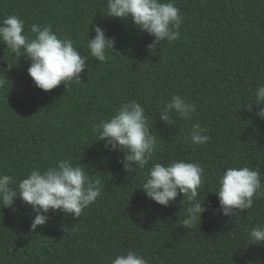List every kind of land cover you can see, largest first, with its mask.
I'll use <instances>...</instances> for the list:
<instances>
[{"label":"trees","instance_id":"trees-1","mask_svg":"<svg viewBox=\"0 0 264 264\" xmlns=\"http://www.w3.org/2000/svg\"><path fill=\"white\" fill-rule=\"evenodd\" d=\"M175 3L185 17L180 39L151 52L154 37L130 19L105 16L107 0H0V21L18 15L26 31L33 23L51 24L82 54H89L95 25L115 38L106 62L89 54L82 82L47 92L28 75L27 56L0 42V79L7 81L0 88V173L19 181L35 168L69 160L102 184L100 197L80 217L49 212L35 232L30 206L19 198L16 211L0 205V264H109L130 249L148 264H264V244L248 236L264 223V197L226 217L215 212L212 193L230 167L258 169L264 181V120L252 118L256 105L247 109L264 84V0ZM173 94L196 103L197 112L192 121L174 115L167 127L159 109ZM132 99L145 108L157 147L148 165L127 173L118 162L124 153L105 149L93 127ZM196 122L211 137L204 145L187 139ZM179 159L205 170L199 199L208 210L192 229L180 226L188 207L182 195L164 207L140 189L153 164Z\"/></svg>","mask_w":264,"mask_h":264},{"label":"clouds","instance_id":"clouds-1","mask_svg":"<svg viewBox=\"0 0 264 264\" xmlns=\"http://www.w3.org/2000/svg\"><path fill=\"white\" fill-rule=\"evenodd\" d=\"M106 15L109 18L130 19L140 32L154 37L147 45L154 52L162 42L173 43L180 39V28L185 17L175 0H107ZM95 35L89 38V54L97 62H106L108 51L114 49L115 38L107 35L99 25L93 28ZM0 42L14 55L27 56L31 61L28 75L34 85L51 91L61 84L66 88L81 81V73L88 68L89 54H82L71 38L61 37L51 24L33 23L25 30V21L18 15H9L0 21ZM0 79V88L6 84ZM258 110L253 119L264 120V84L255 90V102L247 108ZM197 112L196 103L183 96L173 94L159 109V120L167 127L175 121L173 116L192 121ZM151 124L145 115V108L136 99L123 103L107 120H101L93 127L105 149L121 151L124 171L134 173L148 165L157 147V140L150 131ZM199 122L193 123L187 139L192 145H204L211 137ZM205 182V170L199 163L183 159L168 164L155 163L140 189L146 197L164 207L175 203L182 195L181 205L187 203L184 229H192L201 223L202 214L208 209L199 199V189ZM100 179L92 180L85 169L60 160L46 169L35 168L25 178L17 181L13 175L0 173V205L16 211V199L31 207L35 214L30 229L45 225L49 212L60 211L66 215L80 217L83 210L100 197ZM217 195L219 207L215 210L226 217L237 216L251 209L254 201L264 197V181L260 170L248 166L230 167L218 177ZM205 199V198H204ZM215 214V213H214ZM253 244H264V223L254 226L248 233ZM109 264H148V260L135 250L109 258Z\"/></svg>","mask_w":264,"mask_h":264}]
</instances>
